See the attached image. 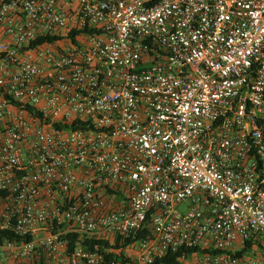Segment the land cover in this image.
Instances as JSON below:
<instances>
[{"label":"built area","instance_id":"1","mask_svg":"<svg viewBox=\"0 0 264 264\" xmlns=\"http://www.w3.org/2000/svg\"><path fill=\"white\" fill-rule=\"evenodd\" d=\"M3 232L0 264H264V0H0Z\"/></svg>","mask_w":264,"mask_h":264},{"label":"trees","instance_id":"2","mask_svg":"<svg viewBox=\"0 0 264 264\" xmlns=\"http://www.w3.org/2000/svg\"><path fill=\"white\" fill-rule=\"evenodd\" d=\"M6 239H9L11 241H20V238L15 237L13 234L10 233H0V244L5 241ZM129 243V241L127 240L124 244H120L119 241L116 242V244L113 247L116 248H120V247H125V245H127ZM84 247L87 250H92L95 248H99L101 251L104 250L105 248L110 247L109 242L107 241H103V240H96V239H87L84 243H83ZM110 258L115 257V255L113 254H108ZM177 255L178 254H173L170 256H166L163 257L161 259H158L155 264H173L177 261Z\"/></svg>","mask_w":264,"mask_h":264},{"label":"rangeland","instance_id":"3","mask_svg":"<svg viewBox=\"0 0 264 264\" xmlns=\"http://www.w3.org/2000/svg\"><path fill=\"white\" fill-rule=\"evenodd\" d=\"M185 206H186V204H183V206L180 207V210L184 211L185 210ZM3 264H13V263L11 261H9V260H6V261H4Z\"/></svg>","mask_w":264,"mask_h":264}]
</instances>
